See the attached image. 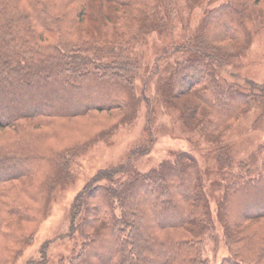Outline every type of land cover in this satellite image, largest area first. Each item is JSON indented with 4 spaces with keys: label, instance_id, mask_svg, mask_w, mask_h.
<instances>
[{
    "label": "trees",
    "instance_id": "obj_1",
    "mask_svg": "<svg viewBox=\"0 0 264 264\" xmlns=\"http://www.w3.org/2000/svg\"><path fill=\"white\" fill-rule=\"evenodd\" d=\"M186 1L200 7L214 0ZM163 5L0 0V264H15L33 241L56 192L71 183L74 160L138 115L146 100L136 88L139 63L130 51L147 31L166 27ZM263 13L264 0L204 7L196 32L166 48L167 56L190 53L169 63L158 100L173 107L193 95L181 109L196 121L191 130L228 131L249 110L251 94L216 71L244 53L251 41L247 21ZM77 117L87 120L71 123ZM148 150L134 146L124 161L85 181L71 200L65 233L78 237V246L47 263L45 241L38 262L208 264L210 240L227 248L219 264H264V162L234 165L228 145H221L214 158L224 173L208 185L210 169L185 150L171 151L146 171L131 168V156ZM217 184L213 215L210 190Z\"/></svg>",
    "mask_w": 264,
    "mask_h": 264
},
{
    "label": "rangeland",
    "instance_id": "obj_2",
    "mask_svg": "<svg viewBox=\"0 0 264 264\" xmlns=\"http://www.w3.org/2000/svg\"><path fill=\"white\" fill-rule=\"evenodd\" d=\"M223 1L226 0H214L212 5L194 7L186 0H164L161 15L166 19V27L163 30L147 31L130 51V55L136 56L139 63L136 88L146 101H143L132 122L120 125L113 133L99 138L74 160L70 168L71 183L56 192L48 216L41 222L33 241L15 264H42L38 260L45 241H48L47 263L55 262L61 256H70L80 242L78 237L65 234L69 227L68 211L74 194L98 168L124 161L134 146H148L149 150L143 155H132L131 168L146 171L170 157L171 151L185 150L196 157L200 167L210 169L205 177L208 185L209 181L224 173L225 167L220 168V163L214 158L221 145H228L234 165L244 161L252 166H259L264 162V117H260L264 107V13L247 21L251 41L244 53L229 63L219 65L216 71L221 81L235 83L242 91L251 94L249 110L241 114L228 131L222 132L220 129L212 134H203L198 130H191L196 121H191V115L181 116V109L183 105L195 100L193 95L186 97L187 99L179 97V105L173 104V107H167L158 100L157 88L163 81L162 76L169 63L176 57L184 58L190 53L180 50L167 56L166 48L172 43L183 42L196 32L204 7ZM107 9L108 6H103V11ZM72 100L74 104H79L77 96ZM101 119L105 120L103 116ZM147 119L151 120L148 126ZM82 120L87 118L77 117L71 123ZM90 126L88 122L86 129ZM145 126L150 128L151 133L146 132ZM91 133L93 132L84 131L85 135L91 136ZM120 176L118 174L115 178ZM100 182L104 183L105 180ZM210 191L211 211L215 215V197L221 189L217 184ZM217 227L220 232L218 224ZM205 255L208 264H219L221 258L227 255V248L222 241L214 243L209 240L205 242Z\"/></svg>",
    "mask_w": 264,
    "mask_h": 264
},
{
    "label": "bare ground",
    "instance_id": "obj_3",
    "mask_svg": "<svg viewBox=\"0 0 264 264\" xmlns=\"http://www.w3.org/2000/svg\"><path fill=\"white\" fill-rule=\"evenodd\" d=\"M43 165V164H42Z\"/></svg>",
    "mask_w": 264,
    "mask_h": 264
}]
</instances>
